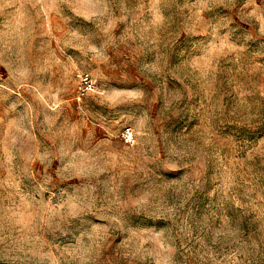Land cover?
I'll return each mask as SVG.
<instances>
[{"label": "clouds", "instance_id": "clouds-1", "mask_svg": "<svg viewBox=\"0 0 264 264\" xmlns=\"http://www.w3.org/2000/svg\"><path fill=\"white\" fill-rule=\"evenodd\" d=\"M0 264H264V0H0Z\"/></svg>", "mask_w": 264, "mask_h": 264}]
</instances>
